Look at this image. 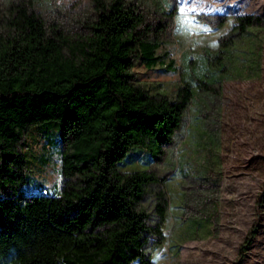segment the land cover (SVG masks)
<instances>
[{"label":"trees","instance_id":"trees-1","mask_svg":"<svg viewBox=\"0 0 264 264\" xmlns=\"http://www.w3.org/2000/svg\"><path fill=\"white\" fill-rule=\"evenodd\" d=\"M93 8L74 33L23 3L1 11L0 264H152L146 247L164 237L168 194L160 177L118 163L133 145L160 153L193 91L182 84L170 97L136 83V55L149 66L163 62L158 34L140 31L143 15L128 0H93ZM236 17L238 30L260 18ZM50 119L59 125L58 190L24 193L20 140L30 125ZM148 193L149 210L142 203Z\"/></svg>","mask_w":264,"mask_h":264},{"label":"rangeland","instance_id":"rangeland-1","mask_svg":"<svg viewBox=\"0 0 264 264\" xmlns=\"http://www.w3.org/2000/svg\"><path fill=\"white\" fill-rule=\"evenodd\" d=\"M128 1L143 15L140 31L158 34L156 52L163 58L149 66L136 55L133 80L170 97L182 84L193 91L160 153L133 145L118 161L122 169L148 168L168 194L164 237L146 247L152 264H264V0ZM15 2L71 33L94 11L93 0H0V14ZM244 13L260 18L244 30L232 28ZM19 146L26 157L22 191L56 192L58 121L30 125ZM142 203L151 209V193ZM257 220L237 263L241 242Z\"/></svg>","mask_w":264,"mask_h":264}]
</instances>
